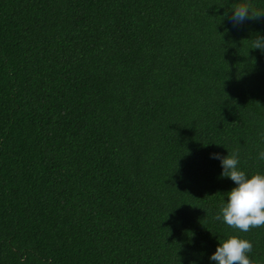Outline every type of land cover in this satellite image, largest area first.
Listing matches in <instances>:
<instances>
[{
  "label": "trees",
  "instance_id": "trees-1",
  "mask_svg": "<svg viewBox=\"0 0 264 264\" xmlns=\"http://www.w3.org/2000/svg\"><path fill=\"white\" fill-rule=\"evenodd\" d=\"M238 2L0 0V264H211L228 234L264 264V226L213 219L210 153L264 171V0Z\"/></svg>",
  "mask_w": 264,
  "mask_h": 264
},
{
  "label": "clouds",
  "instance_id": "clouds-1",
  "mask_svg": "<svg viewBox=\"0 0 264 264\" xmlns=\"http://www.w3.org/2000/svg\"><path fill=\"white\" fill-rule=\"evenodd\" d=\"M251 17L253 13L247 0H240L231 8L230 19L234 25ZM252 48L264 52V36H257L253 39ZM260 136L264 141V133ZM222 146L227 154L210 153V158L219 161L221 178L230 179L234 187L224 193L213 219L226 224L234 232L247 233L251 228L264 226V171L246 173L239 166V149H228ZM256 159L264 162V149L256 153ZM251 251L252 242L250 240L239 234H228L225 238H218L215 251L209 255L208 259L211 264H255L249 255Z\"/></svg>",
  "mask_w": 264,
  "mask_h": 264
}]
</instances>
